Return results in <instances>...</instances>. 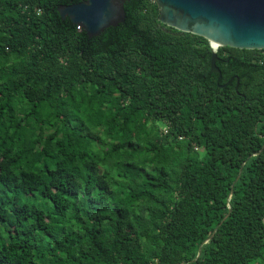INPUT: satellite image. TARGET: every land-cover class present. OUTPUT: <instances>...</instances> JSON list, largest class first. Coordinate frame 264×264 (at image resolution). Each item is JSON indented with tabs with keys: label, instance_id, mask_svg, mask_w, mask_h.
Here are the masks:
<instances>
[{
	"label": "trees",
	"instance_id": "1",
	"mask_svg": "<svg viewBox=\"0 0 264 264\" xmlns=\"http://www.w3.org/2000/svg\"><path fill=\"white\" fill-rule=\"evenodd\" d=\"M81 1L0 0V264H264V50Z\"/></svg>",
	"mask_w": 264,
	"mask_h": 264
},
{
	"label": "water",
	"instance_id": "2",
	"mask_svg": "<svg viewBox=\"0 0 264 264\" xmlns=\"http://www.w3.org/2000/svg\"><path fill=\"white\" fill-rule=\"evenodd\" d=\"M129 0H82L69 6H60L62 20L69 18L89 38L96 37L105 29L117 27L125 21L124 4ZM158 8L159 23L179 32L206 39L213 50L210 61L211 73H221L216 66L218 47L239 50H264V0H151ZM223 85L222 87H225ZM238 91V79L235 85ZM264 145L260 152L263 151ZM242 171L240 168L238 180ZM234 182V183H235ZM226 217L223 219L225 220ZM222 223L218 224L214 237ZM201 247L198 249V255Z\"/></svg>",
	"mask_w": 264,
	"mask_h": 264
},
{
	"label": "built area",
	"instance_id": "3",
	"mask_svg": "<svg viewBox=\"0 0 264 264\" xmlns=\"http://www.w3.org/2000/svg\"><path fill=\"white\" fill-rule=\"evenodd\" d=\"M79 30L81 29V28H78Z\"/></svg>",
	"mask_w": 264,
	"mask_h": 264
}]
</instances>
